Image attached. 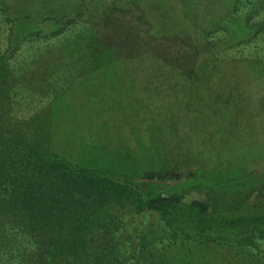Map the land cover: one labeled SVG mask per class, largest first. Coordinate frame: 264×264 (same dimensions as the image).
<instances>
[{
	"label": "trees",
	"instance_id": "16d2710c",
	"mask_svg": "<svg viewBox=\"0 0 264 264\" xmlns=\"http://www.w3.org/2000/svg\"><path fill=\"white\" fill-rule=\"evenodd\" d=\"M101 1L0 0V17L9 22L0 54V264H264L253 252L257 237L264 238V189L225 186L256 161L248 156L254 145L244 152L242 140L236 150H217L231 133L256 135L264 118V93H256L264 90V0H194L193 17V1L185 0L168 23L164 0H133L147 16L158 11L157 27L178 37L168 43L169 56L161 52L166 44L126 39L122 26L115 44L90 36L87 23L101 13ZM256 37L252 49L241 48L245 57L228 53ZM119 52L127 56L115 57ZM143 66L161 78L174 75V100L158 98L155 107L165 109V120L179 108L181 133L168 134L170 125L159 120L160 155H149L138 180L88 164L82 142L66 155L64 142L108 100L73 103L68 86L88 81L95 88L102 84L97 78H107L113 105L127 108L159 92L131 84ZM36 97L30 114L10 111L17 100ZM230 155L235 161L225 169L218 156ZM127 206L157 213L161 230H124L115 212Z\"/></svg>",
	"mask_w": 264,
	"mask_h": 264
},
{
	"label": "rangeland",
	"instance_id": "374dc122",
	"mask_svg": "<svg viewBox=\"0 0 264 264\" xmlns=\"http://www.w3.org/2000/svg\"><path fill=\"white\" fill-rule=\"evenodd\" d=\"M83 1L90 2V0ZM117 1L118 0H102L100 2L102 4L100 7L101 13L99 12L100 14L98 13L96 18L91 17L92 20H90V23H87L86 32L89 33L90 36L96 37L98 40L103 41V44L111 45L115 44V32L121 30L123 27L126 29V39H129V37L133 36L134 38L137 37L140 40L141 37L143 40L142 43H147V45H150L149 47L154 45L160 48V45L163 46L166 44L165 47L161 49V52L165 56H169V53H171V48H168L170 47L168 46V43H171L173 39H177L178 37L166 35V33L163 34V31L160 30L161 26H159V28L157 27L160 24L155 22L152 16H155L158 11L152 10V12L149 13V16H147V14L143 12L141 5L133 2V0L124 6H120L122 4L121 0H119L120 2ZM184 1L185 0H164L166 4L163 6L164 19H162V21L164 22L162 23H168V21L173 22L174 19L172 16L175 15V13L178 15V11ZM192 1L193 9L191 16L193 17V15H195V7L194 0ZM198 1L201 3L204 2V0ZM171 3H173L172 6ZM8 25L9 22L7 21L6 16L4 15L0 17V54L5 47L6 41H4V36L6 34ZM137 26L147 29L150 28L151 30L149 33L141 30V32L138 30L135 33L133 32V29H136ZM255 39H258V37L254 38L253 42L250 43L249 46V43H241L237 46V48L229 50L228 53L236 59H238V57H245V55L248 54L247 48H244L243 51L241 48L245 45L246 47L251 48L253 44L260 43V41L254 42ZM54 41V38L50 39L51 43ZM33 45L35 46V52L38 46L36 43ZM158 51H160V49ZM31 53L33 52L31 51ZM120 53L121 55L127 56L122 52H119L116 54V56H114L120 58ZM232 65H234V67L229 68L233 71L236 72L241 70L239 65ZM150 66L153 68L152 65ZM143 68L146 74L143 73L144 70H140L141 68L134 69V74L129 77L130 81L133 80L131 84L134 86V81L138 84L142 83V85L146 87L144 90L148 87L156 86L158 87L159 92L157 95H153L152 98H145L144 101L140 99L142 98V96H140L138 97V101L134 100L127 108L122 106L117 108L113 105L115 104V100L109 98L108 96V88L110 85L107 81V78H103L102 82H99V78H97V83L102 84L97 85L95 88H87L90 83L88 81H85L86 87L74 84H70V86H68L67 91L69 90V92H71L76 98L74 99L73 103H87L89 99L97 101L102 99L105 102V95L108 97V100L103 104L104 107H101V105L98 107L97 115H90L86 123L83 126L80 125V131H74V134L76 135L71 136L72 142L69 145L65 141V138L63 139V142L65 141V145L63 144V149L67 151L66 155H68L72 150L75 152V146L79 142H82V146L84 147L83 151L87 153L86 158L88 159V164L90 163L92 166L96 165V167H99L98 169L104 171L107 169H111L110 171L112 172L118 171L116 174L126 175L130 178L133 177L134 179L138 180V172L136 170L140 169L142 166L144 167L148 165L147 159L150 158L149 155L152 157L154 153L160 155L159 153L161 152L162 148H159L160 146L158 147L157 145L160 144V142L157 141V139L160 138V133L158 132L160 130L158 127V123H160L159 120L161 119L163 122L170 125L169 129L171 130L168 134L171 133V135H173L175 133H181L179 131L183 129L181 126L182 123L180 121V118H182V113L179 108L176 107L175 114L172 116V120H165L161 116V113H164L165 109L161 110V108L158 109L155 107V105L158 104V98L159 101L164 97H166V101L174 100L173 95H175L177 91L173 90L170 86L175 80L174 75L170 74V72H167V74L161 78L159 76V72L156 73L155 71L148 70L145 66H143ZM256 89L257 94L264 93V90L261 88ZM141 90L142 88L140 91ZM254 96L255 94L252 95V97ZM35 100L39 99L36 97L29 103L20 105H18L17 100V106H15L13 110L10 109V111L18 116L30 114L39 103ZM181 101L183 100H178L177 105H180ZM196 105L197 104H195V106ZM262 113L264 114V112ZM261 119L262 120L257 124L256 127V135H253L251 138H247L248 136L245 131L243 133L240 132L239 135H232V133L227 135L228 133H226L227 137H225V146H219L217 149L226 151L236 150L239 147L238 143L242 140L245 144L243 147L244 152L248 148L246 146L247 144L252 143L254 145L253 152L255 154L251 152L248 156H251L250 158H255L256 161L243 165L238 172L232 173L231 176L233 177V180H238V182L237 184H234L232 181L228 182V184L226 183L225 186L228 190H231L230 188L235 187H244V190L251 189L253 193H263L264 164L263 162L258 161H263L264 159H258L259 155H256L260 154V151L264 153V118ZM51 139H55L53 138V135L51 136ZM151 149L155 150L156 152L151 153ZM218 157L220 158L219 161L224 164L225 169H228V167L230 168L232 162L235 161L234 157L231 155L228 157ZM216 160L217 158L214 159V161ZM152 164L154 166L156 163L153 161ZM140 184L142 185L143 190L147 187L145 183ZM132 206H127L126 208L116 210L115 212L117 215H120L123 218L124 230L131 232L135 230L136 233H138V230L148 227L158 229L159 231L161 230L162 221L160 220L157 213L144 209L133 208ZM255 241L256 246H254L253 252H257L261 259L264 260V238L257 237ZM244 264L248 263L246 262Z\"/></svg>",
	"mask_w": 264,
	"mask_h": 264
}]
</instances>
